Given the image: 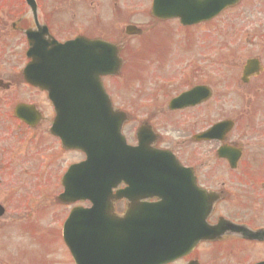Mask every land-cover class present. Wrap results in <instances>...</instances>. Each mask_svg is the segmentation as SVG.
<instances>
[{
  "label": "flooded vegetation",
  "instance_id": "obj_1",
  "mask_svg": "<svg viewBox=\"0 0 264 264\" xmlns=\"http://www.w3.org/2000/svg\"><path fill=\"white\" fill-rule=\"evenodd\" d=\"M34 1L35 14L21 0L20 9L12 11L16 14L9 21L12 29L23 35L22 67L17 71L7 65L6 73L0 75V186L9 195L6 206L12 202L24 203L27 208L45 204L56 208L67 206L68 213L77 206L91 207L94 197L87 194L79 200L73 198L69 204L59 201L63 174L84 155L79 161L60 159L61 153L72 150L55 136V108L49 89L37 87L22 76L24 67L45 60L53 48L42 28L59 43L81 36L117 46L122 62L120 73L101 78L115 105L111 81L124 76L130 62L133 64L138 57L140 61L143 59L141 65L147 62L159 67L166 62L162 54L171 53L168 44L173 38L167 41V33L171 36L173 33L167 27L159 28L160 23L173 20L177 25L170 28L176 32L181 29L187 32L192 27L202 29V35L198 36L202 47L206 46L203 25L211 24L215 29H229L232 35L219 38L223 42L215 49L216 58H210L201 49L197 64L185 63L183 68H176L179 72L174 71L170 79L157 74L158 94L163 97L171 89L172 96L163 102L161 97L152 99L142 107L150 116L167 114L173 119L169 124L175 129L166 137L173 148L162 145L163 135L148 117L137 123L132 137L126 136L130 147L138 146L141 137L143 146L168 151L183 169L166 172V179L156 181L148 178V173L139 174L135 169L132 175L135 201L126 196L124 189L128 185L122 180L112 188L113 193L124 191L120 193L122 197L114 200L113 212L125 216L132 207L139 226L146 222V228L153 229L155 241L167 238L168 242H174L177 256L162 264H264V0H237L212 19L191 26L180 24L178 18L160 17L161 7L154 6L155 0H129L134 1L131 3L90 0V4L89 0H66L67 5L62 8L46 5L47 0ZM255 6H258L256 15L244 12L245 8ZM116 19L125 21V25L116 31L104 28ZM149 20L152 23L144 27ZM128 26L134 29L127 32ZM236 27L245 29L236 32ZM37 36L43 37L38 49L29 39ZM139 37L143 40L136 43ZM151 40L156 45L149 46ZM223 48L229 51L225 60ZM0 63L4 64V59ZM39 68L43 69L31 74L47 77L46 66ZM129 80L127 76L125 81ZM17 108L23 109L22 117L16 113ZM123 111L124 124L132 121L135 112ZM141 128L143 132L137 136ZM60 164L63 168L57 172ZM24 191H29L25 197L18 194ZM159 194H165V200ZM0 204L5 214L8 206ZM67 213L56 230L60 245L52 247L59 250L61 259L47 258L46 255L55 253L46 252L52 248L25 255L0 249V264H75L61 236ZM180 225L184 232H175L174 228ZM77 256L81 263L82 256Z\"/></svg>",
  "mask_w": 264,
  "mask_h": 264
},
{
  "label": "water",
  "instance_id": "obj_2",
  "mask_svg": "<svg viewBox=\"0 0 264 264\" xmlns=\"http://www.w3.org/2000/svg\"><path fill=\"white\" fill-rule=\"evenodd\" d=\"M233 3L234 0H155L154 6L161 7L163 17L178 16L183 24H192L212 17L224 6ZM31 5L35 7L32 1ZM33 40L37 49L42 46L41 40ZM55 43L45 60L34 62L31 68L24 69L27 73L25 78L40 88L49 89L56 107L53 129L64 146L82 149L86 154V161L72 166L65 175L63 181L66 189L68 180H71L78 190L90 186L96 194L103 195L118 173H123L122 176L131 175L134 166L132 160L142 151V148L131 149L126 145L124 136H121V125L126 116L111 105L100 82V75L118 73L121 64L118 51L113 45H103L98 41L75 39L64 45ZM40 65L48 69L47 77L31 74L33 70L43 69L39 68ZM143 152L152 159L149 158L146 163L151 167L149 172H160L159 165L168 161L162 154L146 150ZM144 162L137 163L140 165ZM64 196H68V193ZM92 201L95 202V217L103 219V222H85L79 230V239H74V225H71L70 217L65 223L63 236L71 253H85L86 259L82 264H141L132 257L128 259L124 253L125 246L121 249L118 244L117 230L107 228L110 222L100 209L101 198L97 196ZM109 211L110 208L104 212L111 216ZM116 250L118 254L106 260V254ZM114 259L117 260L112 261ZM156 261L155 256H149L145 264H155Z\"/></svg>",
  "mask_w": 264,
  "mask_h": 264
},
{
  "label": "rangeland",
  "instance_id": "obj_3",
  "mask_svg": "<svg viewBox=\"0 0 264 264\" xmlns=\"http://www.w3.org/2000/svg\"><path fill=\"white\" fill-rule=\"evenodd\" d=\"M44 1V0H43ZM44 1L46 5H56L57 8H62L67 5L66 0H47ZM143 1V0H139ZM131 3L134 1L129 0H121V3ZM90 4V0H89ZM8 5V6H7ZM9 9V14L0 13V59H4V64L0 63V75L6 73V66H12L17 71L22 67L23 55H22V38L23 35L17 31L12 29L9 24V21L13 19V15L16 13H12V11H17L21 7V0H0V11ZM258 6L252 8H245L244 12L250 15H256L258 12ZM228 11H226L227 13ZM92 13V12H91ZM225 13V14H226ZM9 15V16H8ZM93 15V14H92ZM250 18V17H249ZM247 18V19H249ZM225 19V18H224ZM223 19V20H224ZM252 19V18H251ZM125 21L116 19L115 22L104 25V28L113 29L123 27L125 25ZM137 22H134L136 24ZM152 23V20L146 22L143 26L148 27L149 24ZM249 24V23H247ZM174 25H177L176 22L170 20L169 22L160 23V27H167L169 31L173 33L171 36L170 33H167L169 42L168 46L171 49V53H167V55L162 54L163 60H166L161 66L157 67V64L147 63L145 62L142 66L140 63L143 60H139L138 57L135 58V62H130L129 67L124 71V76H119V78H113L111 83L113 89V99L115 105L118 107H122V109L132 110L134 117L132 121L123 124V132L125 136H131L132 131L137 126V123L142 121L143 118L148 117L150 119V123L154 124L156 131L163 135L162 145L165 147L173 148L172 141L168 140L166 137L171 136L170 131L175 129L174 125H170L172 122V118H169L167 114L162 116H150L149 114L144 113V109L142 107H146L150 104V101L155 98H160L162 95L158 94L159 89L157 88L158 83L155 80V76L160 74L163 78L172 77L174 75V71L179 72L176 68H183L185 63H188L187 66H192L198 63L199 55L201 49H205V53L212 58L213 56L216 58L217 52L215 49H218L219 43L223 42L224 35L232 36L229 34V29H215L214 25L205 24L203 25V32L206 36V41L204 47L201 46L198 42V36L202 35V29L197 27H192V29H188L187 32L181 29L179 32H176L174 29L170 28L171 26L174 28ZM214 27V28H213ZM245 29V28H244ZM241 27H236L235 31H244ZM116 31V30H115ZM168 32V31H167ZM184 33V34H183ZM219 38L221 41L219 42ZM185 39V42L182 41ZM215 39V40H214ZM234 39V38H233ZM232 39V40H233ZM136 43L140 40H143L142 37L135 39ZM214 40V41H213ZM134 43V40L132 41ZM159 43V41H157ZM149 46L156 45L154 41H150ZM184 50L182 53L179 50ZM177 49V50H176ZM247 50H252V48H247ZM176 51V52H175ZM179 51V52H178ZM229 53L226 48L221 50L222 57L227 59L226 56ZM139 60V61H138ZM178 60V61H177ZM138 75L140 77H138ZM127 76L129 77V82H126ZM131 79H139L137 81H133ZM122 80V81H121ZM165 96L161 97L160 100L165 101L166 97L172 96V91L169 89ZM132 137V136H131ZM82 153L78 151H71L69 153L63 154L61 153L60 159L66 158L65 161H79L82 158ZM62 161V160H61ZM64 163H62L63 165ZM61 164L57 167V172L63 168ZM60 173V172H59ZM3 187L0 186V202L6 206V203L9 200V195L4 194L2 191ZM29 192V191H28ZM18 192V194L22 196H26L27 193ZM24 204V203H23ZM23 204H17L15 202L11 203L10 206H6V213L0 218V249L1 251H16L15 254H31L34 250H41L44 248L51 249L52 247H57L60 245V238L57 234L58 222L61 220L63 216L67 213V206H61L56 208L50 205H39L33 208H27ZM59 209V210H58ZM56 211V213H55ZM12 212V214H11ZM45 246V247H44ZM24 250V251H23ZM54 251L55 253L46 255L48 259L56 258L57 261L61 259V255L59 250L56 248H52V250L46 251L48 252ZM40 258V257H39ZM27 261L26 258H22Z\"/></svg>",
  "mask_w": 264,
  "mask_h": 264
}]
</instances>
